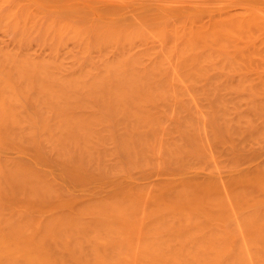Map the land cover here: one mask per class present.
I'll return each instance as SVG.
<instances>
[{
    "label": "bare ground",
    "instance_id": "6f19581e",
    "mask_svg": "<svg viewBox=\"0 0 264 264\" xmlns=\"http://www.w3.org/2000/svg\"><path fill=\"white\" fill-rule=\"evenodd\" d=\"M222 1L0 0V264H264V0Z\"/></svg>",
    "mask_w": 264,
    "mask_h": 264
},
{
    "label": "rangeland",
    "instance_id": "374dc122",
    "mask_svg": "<svg viewBox=\"0 0 264 264\" xmlns=\"http://www.w3.org/2000/svg\"><path fill=\"white\" fill-rule=\"evenodd\" d=\"M41 1H42V0H41ZM182 1H188V2H189V0H175L176 3H180V2H182ZM222 3H223L224 5H227V4H229V0H223ZM235 8H238V6L230 5V6H226L223 10H224V11H226V10H234ZM185 10H188V9H185ZM35 40H36V41H33V42H32V43H33V44H32L33 49L35 48V50H37L38 52H41V50H44V49L42 48V46L40 45L39 39H35ZM5 41H6L8 44L13 45V44H14V33H13L12 31H7V30H4V29L0 28V43L4 44ZM37 41H38V43H37ZM5 44H6V43H5ZM262 61H263V60H262ZM262 61L250 62V63H252V65H253V68L251 67L252 71H253V69H254V71H255V68H256L257 71H259V72L256 71V72H257V75H255L256 72H255V73L252 72L253 75L255 76V79L258 77V79L256 80V83L258 84V82L260 81L258 85H261V83L264 85L263 81L261 80V79H264V77H263V78L260 77V76H261V75H260V74H261L260 72H263L262 75L264 76V62L261 64ZM245 63H246V64H245ZM245 63H244V65H247V64L249 65V63H247V62H245ZM237 64H239V63H237ZM237 64H236V65H237ZM260 64H261L262 66H260ZM239 65L241 66V65H243V64H239ZM244 65H243V66H244ZM250 65H251V64H250ZM234 66H235V65H234ZM243 66H242L241 68H243ZM237 68H238V67H236V69H237ZM246 68H249L248 70L251 71V69H250L249 66H246ZM261 68H262V69H261ZM233 70H234V69H233ZM238 70H239V68H238ZM244 70H245V68H244ZM248 70H247V72H246L245 74H242V73H235V72H233L234 80H233L232 83L234 84V83L236 82V83L238 84V86H237V85H236V86H233V87H235V88L237 87V88H236L237 90H236L235 88H233V90H231L230 93H231V94H232V93H235V92L237 93V92L239 91L238 89H240V90H241L240 92L248 93V97H249V100H250V99H253V98H252V95H251V89H256L257 87H254V86H256L257 84H256V85L253 84L255 81L252 82V81L250 80V79H253L254 77H253V78H250V79L248 78V76H249V77L252 76V74H251L250 71H248ZM235 71H236V70H235ZM239 71H242V69L239 70ZM245 71H246V70H245ZM213 72H214V71H213ZM227 72H230V73L232 74V71H227ZM242 72H243V71H242ZM215 73H216V75H215L216 77H215V78L218 77V82H220V84H223L224 81H226V80H231V78H229L227 75H226V76H227L228 78H226V76H225V79H222V75H223V73H224V72L222 71V69H218V70H216ZM243 73H244V72H243ZM249 73H250V74H249ZM258 73H260V74H259L260 76L258 75ZM227 74H228V73H227ZM236 74H237V75H240V78H239ZM224 75H225V74H224ZM224 75H223V76H224ZM246 75H248V76H246ZM212 76H213V75H211V77H212ZM256 76H257V77H256ZM211 77H210V78H211ZM200 78H204V79H206L205 77H200ZM200 78H199V79H200ZM204 79H202V80H204ZM240 79H243V80L245 81V87L243 86V85H244L243 83H242L243 85L241 84ZM198 81H199V80H198ZM207 81H208V79H206L205 82H207ZM222 81H223V82H222ZM231 81H232V80H231ZM231 81H230V84H231ZM244 81H242V82H244ZM205 82H204V83H205ZM198 83H201V81H199ZM226 83H227V82H226ZM228 83H229V81H228ZM246 83H247V86L249 85V87H246ZM227 85H228V84H227ZM231 85H232V84H231ZM234 85H235V84H234ZM258 85H257V86H258ZM263 85H261V86H263ZM261 86H260V87H261ZM234 89H235V90H234ZM261 89H262V87H261ZM256 90H258V89H256ZM261 92H262V93L259 94V95H263L262 97H264V89H262ZM257 93H258V92H257ZM237 94H238V93H237ZM240 94H241V93H239V95H240ZM242 94H243V93H242ZM242 94H241V96H242ZM187 95L190 96L189 94H186V96H187ZM197 95H199V97H201L200 94H197ZM233 95H234V94H233ZM239 95H238V96H239ZM188 96H187V98H186V97H185V98L188 99L189 101L192 100V97H191V96L188 97ZM231 96H232V95H231ZM243 96H244V94H243ZM246 96H247V95H245V97H246ZM257 96H258V95L256 94V95H254L253 97L255 98V97H257ZM196 97H198V96H195V99H196V103H197V105H198V108H194V111H195L194 113H197V115L200 116V118L202 117V118L200 119V121H203V120L205 121V119H206V117H207L208 115H207L205 112H203V111H206V110H205L206 107H205V109H204V108H203V107H204L203 104L200 106L199 103H198L199 100H197V99H200V98H196ZM204 97H205V96H203V98H204ZM258 97H259V96H258ZM232 98L234 99V97H232ZM235 98H237V97H235ZM238 98H239V97H238ZM241 98H242V97H241ZM206 99H207V97L203 100V103H204V101H206ZM242 99H244V98H242ZM245 99H246V98H245ZM245 99L243 100V103H246V102H244V101H246ZM234 100H235V99H234ZM237 100H238V99H237ZM249 100H247V102H248ZM257 100H260V98L257 99ZM235 101H236V100H235ZM239 101H241L240 98H239ZM251 101H252V100H251ZM255 101H256V100H255ZM249 102H250V101H249ZM252 102H254V101H252ZM208 103H209V102H208ZM243 103L241 104L242 106L246 105V104H243ZM206 104H207V103H206ZM236 104H237V103H236ZM239 104H240V103H239ZM251 104H253V103H251ZM209 105H210V104H209ZM241 105H240V109H241ZM207 106H208V105H207ZM237 106H238V105H237ZM244 107H245V106H244ZM249 107H251V106H248L247 108H249ZM242 108H243V107H242ZM247 108H244V109L247 110ZM201 109H204V110H201ZM244 109H243V111H244ZM249 109H250V108H249ZM246 110H245V111H246ZM248 112L251 113V111H249V110L247 111V113H248ZM204 113H205V114H204ZM194 115H195V114H194ZM204 116H205V117H204ZM254 118H255L256 122H258V121H259L258 118H260V117H258V116L256 115ZM256 118H257V119H256ZM258 123H261V121H259ZM210 127H211V126H210ZM204 139H206V138H204ZM248 139H249V138H248ZM250 139H251V138H250ZM206 141H207V140H206ZM246 141H247V140H246ZM251 141H252V140H251ZM251 141H249V143H251ZM261 142H263V141L261 140ZM207 143L209 144V141H208ZM214 143H215V142H214ZM245 143H246V142H245ZM247 143H248V142H247ZM249 143H248V144H249ZM258 143L260 144V141H259ZM258 143H257V142L255 143V142L252 141V143L250 144V149H251V147H253V149H255V147H256V150H255V151H257V149H258V150H260L259 152H261V150H262V152H261L260 154H258L259 152H258V153L255 152V153H257V154L254 155V152H252V151H248V150H250V149H247V147H248L249 145L246 146V144H245L244 146H246V147H244V146L241 147V148H246V150H244V152L248 151V152H246V154L249 153V156H248V155L246 156V154L242 151L243 149H241L240 151H242V152H240V153H241V154L243 153V154H242V155L240 154L239 156H241L240 159H241L242 157H244V158H242L244 163L240 162V163L242 164V165L240 164V167L242 166L241 168H243V169H241V168L238 167V166H239L238 163H236V164H238V166H237V167H234V168H237L238 171H239V170L244 171L245 168H247L248 170L250 169V171H251V170L254 171L255 169H257V166H256L257 164H258V166H259V165L262 163V161L264 162V147H263V146H264V142H263V146L260 145L261 148L263 147L262 149H260V147H258L259 145L256 146ZM215 144L217 145V144H219V143H215ZM204 145L206 146V144H205V140H204ZM219 146L221 147V145H218L217 147L214 145V147H215L216 149L221 150V152L219 151L218 154L221 153V154H223V155H224V152H225L226 150L228 151L229 148H230V146H226L225 144H223V146L221 147V149H220ZM225 146L228 147V148H225ZM206 147H208V149L206 148V150H207L208 152L210 151V152L213 153V151H212L213 148H214L213 146L211 147V145L209 144V145L206 146ZM218 147H219V148H218ZM257 147H258V148H257ZM222 148H225V149H224L225 151L222 152ZM248 148H249V147H248ZM215 152H216V150H215ZM228 152H229V151H228ZM216 153H217V152H216ZM225 153H226V152H225ZM250 153H252V154H250ZM6 154H9V155H11V156L16 155V153H15V152H12V151H10V152H6ZM31 155H32V154H28V156L26 155V156H27V157L25 156L26 159H27V158H30L29 156H31ZM215 155H216V154H215ZM215 155L212 154V156H211V157H212V158H211V159H212V162L210 163V166L213 165L212 163H215V165H216V167H213V168L211 167V169H210V170H214V171H215V174H213L214 172L212 173V171H209V168H210V167L208 168V171H206L208 166H206L207 164H206V165L204 164V165L206 166V167H205L206 170H205V169H204V171L202 170V173H201L200 175H199V174H197V175H199V176L202 177V174H203V173H204V174L206 173L205 175L208 174V175H214V176H216V175L218 174L217 176L220 175V178H221V179L224 178L223 176L226 175V174L228 173V171H229V170H227L228 167L226 166L227 169H224L223 167H221V166L223 165V162H224V161H222V165H221V166L217 167V161H219V160H218L219 158H217V156H218V155H217V156L215 157V158L217 159V161L215 162V160H214V156H215ZM226 155H227V153H226ZM226 155H225L224 157H226ZM244 155H245V156H244ZM250 155H251V156H250ZM218 157H219V156H218ZM224 157H223V160H225ZM220 158H221V157H220ZM251 158H252V159L255 158L254 161L252 160L253 162L251 161ZM249 159H250V160H249ZM213 160H214V162H213ZM220 160H221V159H220ZM225 161H226V160H225ZM239 161H240V160H239ZM241 161H242V160H241ZM260 161H261V162H260ZM219 163H220V162H219ZM253 163H254V165H253ZM256 163H257V164H256ZM226 164H227V163H225L223 166L225 167ZM236 164H235V165H236ZM208 165H209V164H208ZM215 165H214V166H215ZM219 165H220V164H219ZM227 165H228V164H227ZM229 165H230V164H229ZM231 165H232V164H231ZM231 165H230V166H231ZM235 165H232V166H235ZM230 166H229V169H230ZM201 167H202V166H201ZM248 167H249V168H248ZM214 168H215V169L217 168V171H216ZM218 168H220V169H218ZM221 168H222V169H221ZM231 168H232V170H231L230 172H231L232 174H233V173L236 174L237 170H235L233 167H231ZM247 169H246V171H248ZM233 170H234V171H233ZM195 171H196L197 173H198V171H199V173H200V172H201V168H200V170L198 169V170H195ZM196 172H194V173H196ZM194 173H193V174L190 173V174H191V175H194ZM231 173H230V176L232 175ZM204 174H203V175H204ZM227 175H229V174H227ZM230 176L228 177V180H230ZM162 177H163V176H162L161 174H153L152 176H150V175H149V177L147 176V178H146L145 181L148 182V183L150 182L151 184H152V183L155 184V183H158ZM225 179L227 180V176L225 177ZM225 179H224V180H225ZM158 180H159V181H158ZM156 181H157V182H156ZM154 182H155V183H154ZM254 190H255V189H253V191H254ZM255 191H256V190H255ZM255 191H254V194H255ZM258 191H259V190H258ZM256 193H257V191H256ZM258 194H261V193L259 192ZM258 194H257V195H258Z\"/></svg>",
    "mask_w": 264,
    "mask_h": 264
}]
</instances>
